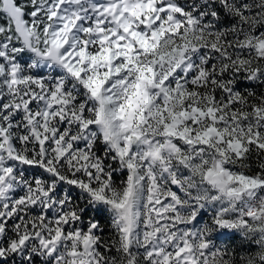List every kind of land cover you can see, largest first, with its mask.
<instances>
[{"label":"snow or ice","instance_id":"1","mask_svg":"<svg viewBox=\"0 0 264 264\" xmlns=\"http://www.w3.org/2000/svg\"><path fill=\"white\" fill-rule=\"evenodd\" d=\"M0 264H264V0H0Z\"/></svg>","mask_w":264,"mask_h":264}]
</instances>
